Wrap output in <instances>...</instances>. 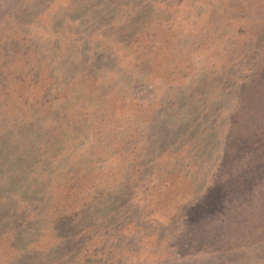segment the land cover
Masks as SVG:
<instances>
[{
  "label": "rangeland",
  "instance_id": "rangeland-1",
  "mask_svg": "<svg viewBox=\"0 0 264 264\" xmlns=\"http://www.w3.org/2000/svg\"><path fill=\"white\" fill-rule=\"evenodd\" d=\"M0 264H264V0H0Z\"/></svg>",
  "mask_w": 264,
  "mask_h": 264
}]
</instances>
